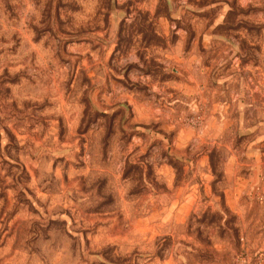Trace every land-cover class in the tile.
<instances>
[{
    "label": "rangeland",
    "instance_id": "obj_1",
    "mask_svg": "<svg viewBox=\"0 0 264 264\" xmlns=\"http://www.w3.org/2000/svg\"><path fill=\"white\" fill-rule=\"evenodd\" d=\"M0 264H264V0H0Z\"/></svg>",
    "mask_w": 264,
    "mask_h": 264
},
{
    "label": "crops",
    "instance_id": "obj_2",
    "mask_svg": "<svg viewBox=\"0 0 264 264\" xmlns=\"http://www.w3.org/2000/svg\"><path fill=\"white\" fill-rule=\"evenodd\" d=\"M180 48H178V46L175 48V45L174 46L172 45V47H171L172 51H177ZM182 52H184V51H182ZM153 82H155V83L157 82V84L153 87V90H152V92L156 94L155 96H157L158 94L162 95L164 93V92L158 91V89L156 87H158L159 89H162V91H163V88L166 85V86H169L172 88L171 94H169L168 97H170L174 101L179 100L181 93L184 95L188 94V96H189V92L191 90L189 88V91H185L187 89V87H182V79L181 78H171V79L166 80V81L165 80L164 81L154 80ZM184 83L187 84V82H184ZM146 100H147V98H145V96L143 95L142 92H136L135 91V93L132 92L130 94V96H128V103L127 104H128V106H130V109L127 112H125V114H127L126 116L131 117L130 118V122H131L130 124L132 126H136V129L134 130L135 132L133 134H131L130 139L129 140L126 139L124 141L125 148H126L128 153H132V151L135 149V147H138L139 149L144 150V148L147 147V145L149 144V138L150 137H149V134L147 133L148 131L145 130L146 129L145 126L150 123L149 122L151 120L150 116H149L151 114L150 112H152V116H153L155 111H152L151 109L149 110L150 104ZM126 122H127V120H126ZM165 128H167L168 135L172 136L174 146L182 147V146H184V143H187V141H189L190 132L183 130L182 128H179L178 126H175L173 122H170L168 124V126H166ZM139 132L143 136L137 137V134ZM138 156H136V157L141 158L140 161H142L143 154H140ZM163 173L166 176L165 179L169 180L170 179L169 171H164ZM161 196H163V194ZM173 196L174 197L176 196L175 197L176 200H173V204L171 205V207H169V204H164V207H166L167 210L171 211V213H173L174 217L180 216V212H181L180 209H181V206H184V203H188L189 208L191 209L193 201L195 200V195L193 193H191L189 195L190 196L189 199L187 201H185L183 203V205H181L180 192L178 193V190H176L174 192ZM160 202H163V200H161ZM164 211H165V209L163 208L162 212H164Z\"/></svg>",
    "mask_w": 264,
    "mask_h": 264
}]
</instances>
